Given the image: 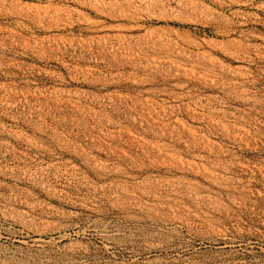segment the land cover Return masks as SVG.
I'll return each instance as SVG.
<instances>
[{"label":"rangeland","instance_id":"1","mask_svg":"<svg viewBox=\"0 0 264 264\" xmlns=\"http://www.w3.org/2000/svg\"><path fill=\"white\" fill-rule=\"evenodd\" d=\"M41 263L264 264V0H0V264Z\"/></svg>","mask_w":264,"mask_h":264},{"label":"bare ground","instance_id":"2","mask_svg":"<svg viewBox=\"0 0 264 264\" xmlns=\"http://www.w3.org/2000/svg\"><path fill=\"white\" fill-rule=\"evenodd\" d=\"M54 244L55 242L53 241V240H49V241H45V240H41V239H39V240H37V245H36V247L38 248V249H44V248H46L49 244ZM40 257H42V255H40L39 256V258ZM36 263H37V260H36ZM42 263H44V262H42ZM41 263V264H42Z\"/></svg>","mask_w":264,"mask_h":264}]
</instances>
